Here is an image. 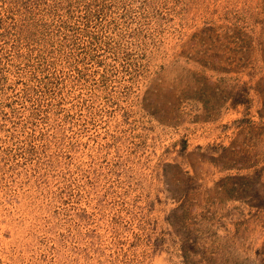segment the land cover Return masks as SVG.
Returning <instances> with one entry per match:
<instances>
[{
  "label": "rangeland",
  "instance_id": "374dc122",
  "mask_svg": "<svg viewBox=\"0 0 264 264\" xmlns=\"http://www.w3.org/2000/svg\"><path fill=\"white\" fill-rule=\"evenodd\" d=\"M0 264H264V0H0Z\"/></svg>",
  "mask_w": 264,
  "mask_h": 264
}]
</instances>
